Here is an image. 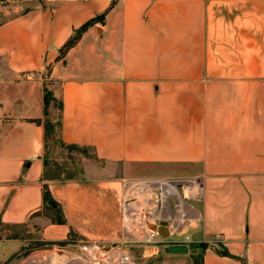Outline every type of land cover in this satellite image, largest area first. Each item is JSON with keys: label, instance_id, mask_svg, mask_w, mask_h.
<instances>
[{"label": "crops", "instance_id": "crops-1", "mask_svg": "<svg viewBox=\"0 0 264 264\" xmlns=\"http://www.w3.org/2000/svg\"><path fill=\"white\" fill-rule=\"evenodd\" d=\"M47 67L61 142L121 175L50 176ZM143 166L162 171H132ZM178 172L206 186L203 224L183 246L202 264H264V0H44L0 25V230L36 223L46 243L115 244L123 181Z\"/></svg>", "mask_w": 264, "mask_h": 264}, {"label": "built area", "instance_id": "built-area-1", "mask_svg": "<svg viewBox=\"0 0 264 264\" xmlns=\"http://www.w3.org/2000/svg\"><path fill=\"white\" fill-rule=\"evenodd\" d=\"M203 176L135 178L123 181L121 198L122 232L111 245L81 242L70 252L74 264H136L133 245L183 246L192 243L191 234L203 224L197 206L205 199ZM165 229L168 236L160 234ZM221 242L222 236H217Z\"/></svg>", "mask_w": 264, "mask_h": 264}, {"label": "rangeland", "instance_id": "rangeland-1", "mask_svg": "<svg viewBox=\"0 0 264 264\" xmlns=\"http://www.w3.org/2000/svg\"><path fill=\"white\" fill-rule=\"evenodd\" d=\"M43 1L0 0V25L35 9V7L43 4ZM66 51L68 48L65 49ZM40 75L45 82V91L48 90L54 95L50 98L47 115L44 116V123L48 122L52 128L45 141V160L50 163V176L57 177L60 181H91L121 175L125 169L124 166L98 161L93 151L88 148L70 147L62 144L59 128L60 82L50 79V67H47ZM132 171L150 173L162 171V169L143 166L136 169L132 168ZM179 175H189V172H178L176 176ZM197 206L200 207V204ZM11 237L26 241L18 249L19 242L7 241ZM80 245L81 243L61 246L41 241L40 227L36 223L11 229L3 227L0 230V264H25L31 257L43 254H64L70 257L69 253L77 252ZM128 250L132 252L136 264H202L201 250H192L183 255L166 254L164 248L154 245H133L129 246Z\"/></svg>", "mask_w": 264, "mask_h": 264}, {"label": "trees", "instance_id": "trees-1", "mask_svg": "<svg viewBox=\"0 0 264 264\" xmlns=\"http://www.w3.org/2000/svg\"><path fill=\"white\" fill-rule=\"evenodd\" d=\"M103 19L102 16L94 18L92 20H90L89 22H87L85 25H83L75 34V36L66 44L65 49L68 48L70 49L71 47H73L81 38L82 34L87 31V29L92 26L93 24L97 23V22H101ZM54 97V95L52 93H50L48 90L45 91V97H44V116L47 115V108L50 104V98ZM62 109V102L60 101V105H59V110ZM60 119H59V128H60ZM44 129H45V141L47 139V137L50 134L51 131V126L47 123H44ZM64 144V143H62ZM65 145V144H64ZM66 146V145H65ZM44 202L46 204H48L50 207H54L57 204L54 202V200L51 197L50 191L48 189V187L44 186ZM58 214H61L60 210L57 211ZM56 223L62 224L64 223L63 219L58 217V219L56 220ZM51 244V243H50ZM57 245H61L64 246L66 244L64 243H58ZM203 250H205L207 247L206 245H202L200 246Z\"/></svg>", "mask_w": 264, "mask_h": 264}, {"label": "bare ground", "instance_id": "bare-ground-1", "mask_svg": "<svg viewBox=\"0 0 264 264\" xmlns=\"http://www.w3.org/2000/svg\"><path fill=\"white\" fill-rule=\"evenodd\" d=\"M71 260L64 254H43L31 257L25 264H74Z\"/></svg>", "mask_w": 264, "mask_h": 264}, {"label": "water", "instance_id": "water-1", "mask_svg": "<svg viewBox=\"0 0 264 264\" xmlns=\"http://www.w3.org/2000/svg\"><path fill=\"white\" fill-rule=\"evenodd\" d=\"M159 232L165 237L168 236V232L165 229H160ZM164 252L169 255H183L187 254L189 252V249L185 246H174L165 248Z\"/></svg>", "mask_w": 264, "mask_h": 264}]
</instances>
